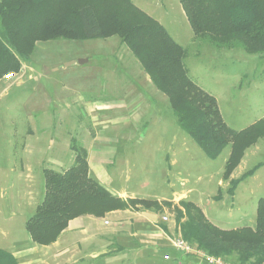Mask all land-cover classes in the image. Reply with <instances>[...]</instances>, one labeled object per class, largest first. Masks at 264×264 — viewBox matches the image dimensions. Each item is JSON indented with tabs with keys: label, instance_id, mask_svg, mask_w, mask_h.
Here are the masks:
<instances>
[{
	"label": "rangeland",
	"instance_id": "1",
	"mask_svg": "<svg viewBox=\"0 0 264 264\" xmlns=\"http://www.w3.org/2000/svg\"><path fill=\"white\" fill-rule=\"evenodd\" d=\"M144 2L186 50L190 78L217 99L231 129L241 131L264 119V54L195 37L179 0ZM73 145L85 148L88 160L90 152L93 162L96 156L105 164L110 157L108 173L117 188L139 199L171 203L157 212L159 225L170 232V248L150 259L122 254L109 264H173V256L196 258L174 249L173 241L181 235L177 209L183 210L182 201L198 204L223 230L256 226L258 201L264 198V138L246 150L225 181L231 144L216 160L208 158L180 128L169 97L119 36L38 42L20 72L0 79V249L17 253L19 264H57L39 261L44 247L31 240L26 224L44 200V171L71 168L77 156ZM259 164L263 166L238 186L234 197L228 194L231 180ZM225 261L236 264L235 258Z\"/></svg>",
	"mask_w": 264,
	"mask_h": 264
},
{
	"label": "trees",
	"instance_id": "2",
	"mask_svg": "<svg viewBox=\"0 0 264 264\" xmlns=\"http://www.w3.org/2000/svg\"><path fill=\"white\" fill-rule=\"evenodd\" d=\"M195 37L209 36L239 44L249 54H264V0H179ZM117 35L132 51L157 89L169 97L180 128L208 158L216 160L231 144L224 180L228 181L246 150L264 138V119L241 131L225 122L217 99L198 86L186 67V50L155 18L132 0H0V79L18 73L38 42L90 40ZM77 156L64 172L45 170V196L26 228L41 246L57 242L70 221L82 216L104 218L115 211H163L170 202L122 199L89 173L88 152L72 146ZM259 164L238 180L228 194L253 177ZM177 224L184 240L207 254L236 264H264V198L258 201L255 228L223 230L193 202L182 201ZM185 220V221H184ZM0 264H18L0 249Z\"/></svg>",
	"mask_w": 264,
	"mask_h": 264
},
{
	"label": "crops",
	"instance_id": "3",
	"mask_svg": "<svg viewBox=\"0 0 264 264\" xmlns=\"http://www.w3.org/2000/svg\"><path fill=\"white\" fill-rule=\"evenodd\" d=\"M137 1L141 4L136 3L137 7L140 6V9L153 17V13L146 10L148 7H146L144 0ZM109 158L105 164H102L95 156L93 162L92 155L89 152L90 176L116 197L125 200L137 198L134 195L135 193H130L124 188L119 189L115 186L114 180L108 173L107 163ZM165 200L157 199V201ZM196 205L198 206V204ZM108 218H111L112 221L108 222ZM159 223V215L152 210H141L139 212L131 210L115 211L107 214L104 218L82 216L70 221L67 229L62 232L57 242L50 246H43L44 250L41 252L45 253V256L43 255L44 257L42 256L39 261L52 260L53 262L56 261L57 264H96V261L100 260L109 264L110 261H117L123 255L127 258L150 259L159 250L168 249L172 246L168 228L163 229V226H160ZM115 245L117 248L113 251L112 246ZM10 253L19 262V255L13 252ZM178 256H173V264H206L193 257ZM150 262L154 263V261Z\"/></svg>",
	"mask_w": 264,
	"mask_h": 264
},
{
	"label": "built area",
	"instance_id": "4",
	"mask_svg": "<svg viewBox=\"0 0 264 264\" xmlns=\"http://www.w3.org/2000/svg\"><path fill=\"white\" fill-rule=\"evenodd\" d=\"M167 218H164L166 221ZM108 224V223H106ZM174 249L184 254L185 256L196 255L198 259L202 260L206 264H229L221 257H215L207 254L205 251L191 244L190 242L183 239L182 235L179 234V237L173 241ZM195 257V256H194ZM166 260H170L171 258L166 255Z\"/></svg>",
	"mask_w": 264,
	"mask_h": 264
},
{
	"label": "water",
	"instance_id": "5",
	"mask_svg": "<svg viewBox=\"0 0 264 264\" xmlns=\"http://www.w3.org/2000/svg\"><path fill=\"white\" fill-rule=\"evenodd\" d=\"M86 61H84V60H80L79 61V63L80 64H84ZM75 63H69V64H67V66H71V65H74Z\"/></svg>",
	"mask_w": 264,
	"mask_h": 264
}]
</instances>
